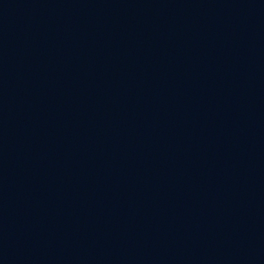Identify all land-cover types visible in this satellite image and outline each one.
Wrapping results in <instances>:
<instances>
[{
    "label": "water",
    "instance_id": "95a60500",
    "mask_svg": "<svg viewBox=\"0 0 264 264\" xmlns=\"http://www.w3.org/2000/svg\"><path fill=\"white\" fill-rule=\"evenodd\" d=\"M0 264H6V263L0 258Z\"/></svg>",
    "mask_w": 264,
    "mask_h": 264
}]
</instances>
